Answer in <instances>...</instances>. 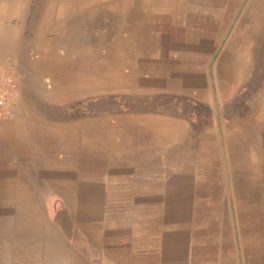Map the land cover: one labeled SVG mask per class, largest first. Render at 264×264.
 Masks as SVG:
<instances>
[{
	"label": "crops",
	"instance_id": "obj_1",
	"mask_svg": "<svg viewBox=\"0 0 264 264\" xmlns=\"http://www.w3.org/2000/svg\"><path fill=\"white\" fill-rule=\"evenodd\" d=\"M0 64V264H264V0H0Z\"/></svg>",
	"mask_w": 264,
	"mask_h": 264
},
{
	"label": "built area",
	"instance_id": "obj_2",
	"mask_svg": "<svg viewBox=\"0 0 264 264\" xmlns=\"http://www.w3.org/2000/svg\"><path fill=\"white\" fill-rule=\"evenodd\" d=\"M14 87V76L0 64V116L8 106L10 93Z\"/></svg>",
	"mask_w": 264,
	"mask_h": 264
},
{
	"label": "rangeland",
	"instance_id": "obj_3",
	"mask_svg": "<svg viewBox=\"0 0 264 264\" xmlns=\"http://www.w3.org/2000/svg\"><path fill=\"white\" fill-rule=\"evenodd\" d=\"M140 31V33H141V29L139 30ZM97 37H98V41L100 42V40H102V42H103V40H104V30L102 29H98L97 30ZM100 39V40H99ZM101 43V42H100Z\"/></svg>",
	"mask_w": 264,
	"mask_h": 264
}]
</instances>
